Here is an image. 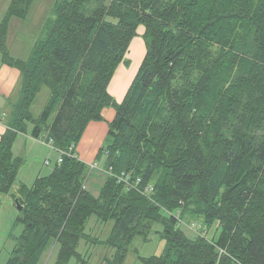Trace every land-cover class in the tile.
<instances>
[{"label": "trees", "instance_id": "1", "mask_svg": "<svg viewBox=\"0 0 264 264\" xmlns=\"http://www.w3.org/2000/svg\"><path fill=\"white\" fill-rule=\"evenodd\" d=\"M34 0H10L0 20L2 61L21 74L20 94L0 135V193L10 192L24 160L19 133L61 152L46 175L20 184L14 245L5 264H53L75 257L80 240L113 249L122 264L135 236L161 225L159 254L143 264H264V0H55L25 59L10 56L12 17ZM139 24L146 51L123 99L107 85ZM42 88L40 113L31 105ZM114 116L91 164L76 154L89 121ZM103 173L97 195L85 183ZM111 222L104 238L86 222ZM216 224L189 237L180 221Z\"/></svg>", "mask_w": 264, "mask_h": 264}, {"label": "rangeland", "instance_id": "2", "mask_svg": "<svg viewBox=\"0 0 264 264\" xmlns=\"http://www.w3.org/2000/svg\"><path fill=\"white\" fill-rule=\"evenodd\" d=\"M54 1L55 0H34V3L27 14V17L24 19V25L22 26V28H20V31H30V33H32L31 30L33 28H35V30H38L41 25L40 19L45 18L49 15ZM144 32L145 26L143 24H139L136 28V34L131 38L123 57V60L128 61L130 59V64H132L134 67L137 66L134 75L136 74L146 51ZM33 33L36 39L39 32L34 31ZM19 94L17 97H19ZM47 98L48 90L46 88H42V90H40L37 94L33 104L31 105V111L33 115L36 116L40 113ZM33 155L34 151L30 152L29 157H32ZM35 155L37 159L33 161L34 167L32 172H30L29 174L22 172L20 175H18L14 182L15 186L19 185L20 182L30 184L31 182L29 181L31 179H34L33 177H35L36 173H38L39 171L41 175H46L47 173H49L56 162L58 154L55 149H46V147H43L38 148V151L35 153ZM46 160L48 161V163H45ZM91 167L95 168V166ZM102 181L103 173H101V171L99 170H93L88 175L85 185L91 193L97 194L98 192L96 191H99V187ZM15 186H12L10 192L7 194L0 193V264H5L9 252L14 245L12 235L17 236L22 231L21 224H16L15 226H13L14 219L16 218L18 213V209L14 204L15 198H13V195H17ZM188 219L190 220H181L179 226L189 237L193 238L198 234H203L206 237L211 238L215 235L214 229L216 227V224H213L207 229H201V226L199 225L200 223L197 221L198 219ZM110 226L111 222H98L96 221L95 215H92L86 222V231L92 236H99L101 238H104L109 232ZM160 231L161 225L154 223L148 236H146V239H143L144 237L140 235L135 236L128 246V251L122 264H143L140 260L137 259V253L140 256L159 254L164 246V239L161 237ZM76 250L86 260V264H103L102 257L104 255L111 256L113 253V249L110 247H106L101 243L93 244L85 240L79 241ZM55 255L56 248H49L43 254L41 263L53 264ZM67 264L81 263L75 257H71Z\"/></svg>", "mask_w": 264, "mask_h": 264}, {"label": "crops", "instance_id": "3", "mask_svg": "<svg viewBox=\"0 0 264 264\" xmlns=\"http://www.w3.org/2000/svg\"><path fill=\"white\" fill-rule=\"evenodd\" d=\"M8 4L9 0H0V20ZM45 18L40 19V28L38 30H35V28H33L31 30L32 33H30V31H20V28H22V26L24 25V19H20L17 17H12L10 19L6 37L7 50L10 55L14 56V58L20 59H25L27 57L31 46L35 41V36L33 32H40ZM136 68L137 66L134 67L132 64H130V59L128 61L123 60L119 62L117 67L115 68L114 74L112 75L107 85V91L116 102H120L123 99L134 76ZM20 86L21 74L19 69L15 66L3 62L0 54V111L4 113V117L9 114L11 104H13V102L16 101V99L18 98L17 96L19 94ZM114 113L115 110L112 106L105 107L102 109L103 119L97 121L92 120L87 123L81 135V138L76 144L75 148L76 154L81 160L89 164L94 161L98 148L105 139L108 129V122L111 121L114 116ZM4 117L0 119V135L4 132L6 128ZM43 147H46V149H55L53 148L51 143L46 142L41 138H34L28 133H19L16 136V139L13 143L12 151L14 155L21 156L24 160L22 166L19 168L17 177L22 172L27 174L32 172L34 167L33 161L37 159L35 153L38 151V148ZM32 151H34V155L32 157H29V154ZM57 154L59 155L58 151ZM39 175H41L40 171L36 173V176L33 178L35 179ZM34 179H31L29 182L32 183ZM21 183L26 185L31 184L20 182L19 185ZM19 185L15 186L13 184V187H16V192ZM97 194L95 193L94 195Z\"/></svg>", "mask_w": 264, "mask_h": 264}, {"label": "built area", "instance_id": "4", "mask_svg": "<svg viewBox=\"0 0 264 264\" xmlns=\"http://www.w3.org/2000/svg\"><path fill=\"white\" fill-rule=\"evenodd\" d=\"M4 117V113L2 111H0V119ZM49 143H51V141H49ZM61 152H59L57 161L60 162L61 161V157H60ZM46 163H48V161H46ZM91 166H95V164H91ZM96 167V166H95Z\"/></svg>", "mask_w": 264, "mask_h": 264}, {"label": "water", "instance_id": "5", "mask_svg": "<svg viewBox=\"0 0 264 264\" xmlns=\"http://www.w3.org/2000/svg\"><path fill=\"white\" fill-rule=\"evenodd\" d=\"M14 204L16 205V208L19 210L21 208V204L18 202L17 199L14 200Z\"/></svg>", "mask_w": 264, "mask_h": 264}]
</instances>
